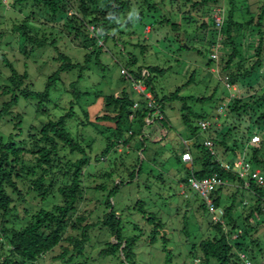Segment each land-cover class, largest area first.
<instances>
[{"label":"trees","instance_id":"16d2710c","mask_svg":"<svg viewBox=\"0 0 264 264\" xmlns=\"http://www.w3.org/2000/svg\"><path fill=\"white\" fill-rule=\"evenodd\" d=\"M2 4L0 0V6ZM19 4L25 6L18 8ZM12 7L20 9L21 18L11 11L14 17L9 22L12 26L10 30L0 27V39L8 33L20 32L32 48L50 45L57 53L53 57L57 67L43 79V87L37 89L28 71L18 70L8 57L2 56L9 74L1 85V93L8 98L1 104L0 119L10 115L14 131L8 136L0 134V264H38L48 255L59 264H88L93 259L86 248L95 229L114 239L105 242L99 252L100 258L136 264L139 236L125 233L122 214L112 199L122 185L132 182L136 172L138 175L142 172L144 158L138 157L128 182L121 179L109 187L104 183L93 185L92 190L106 191V196L104 202L99 200L94 204L96 209H103V215L90 221L93 209L85 208L91 201L88 195L90 177L95 174L111 176L112 173L89 172L88 150L92 151L93 146L90 141L72 134L69 121L78 114L75 111L78 104L83 118L79 119L78 114L77 124L88 127L94 122L114 123L106 127L110 136L102 151L103 160L111 151L117 152L118 148L130 145L133 139L138 140L140 147L137 149L143 150L148 138L142 126L158 121L166 127L165 102L179 97V91L193 81L195 73L193 71L189 80L174 92L160 97L153 81L169 68L141 65L130 49L131 46L138 48L144 56L154 41L175 54L178 63L184 56L179 52L186 50L204 57L206 69L214 67L227 88L237 85L241 90L240 94L229 96L220 128L215 126V119L202 130L199 122L208 121V117L185 105L186 98H182V123L188 138L194 139L190 145L194 151L188 147L193 157L192 165H184L186 172L179 180L187 185L191 175L203 178L217 173L233 183L222 185L212 193L215 206L223 208L221 220L212 219L202 199L201 206L210 213L208 229H213V233L194 244L193 249L197 246L200 255L193 261L195 264H244V258L254 263L260 261L264 255L260 233L264 226V184L242 177L232 169H237L235 162L243 161L249 176L255 169L264 174V0H14ZM216 14L221 16L220 22L216 21ZM43 25L51 31L43 30ZM146 25L152 30L147 39L140 36L141 31L140 35L136 31L139 26ZM127 30L132 37L137 35L136 43L123 40ZM200 32L204 35L200 36ZM60 36L69 38L85 51L83 60H76L56 47ZM109 38L120 45L121 53L129 56L124 67L134 79L147 85V90L153 94L152 105L147 103L150 99L132 87L130 90L123 88L117 94L93 89L87 83L89 87L78 85L84 72L93 69V64L98 68L102 66L100 56ZM214 53L217 58L212 56ZM74 70L78 71L76 79L67 85L63 76ZM60 83L65 84L63 91L72 95L69 107L54 119L40 121L38 126L31 122L27 134L23 135L24 113L15 110L19 101H36V113L45 112L52 101V91L59 90ZM213 95L197 100L212 99ZM98 99H102L104 112L92 121L89 107ZM89 100L85 108L83 103ZM224 100L218 102L215 117L221 116L219 106ZM136 102L139 107L134 112ZM148 116L152 119L150 122L146 120ZM136 121L139 126L135 125ZM200 132L205 136L203 140H199ZM254 136L259 137L258 142H252ZM208 138L213 142L211 147L205 144ZM186 149L183 140L180 153L176 154L179 165L184 162L182 154ZM95 158L97 161V156ZM226 163L230 169L222 165ZM35 202L38 205L35 206ZM142 202H136L133 211L142 212L153 224L149 234L151 243L160 238L168 252V239L165 232L160 231L164 229L162 222L156 217L145 216ZM133 225L138 226L135 222ZM55 252L57 254L53 255ZM169 255L168 262L171 261Z\"/></svg>","mask_w":264,"mask_h":264},{"label":"rangeland","instance_id":"374dc122","mask_svg":"<svg viewBox=\"0 0 264 264\" xmlns=\"http://www.w3.org/2000/svg\"><path fill=\"white\" fill-rule=\"evenodd\" d=\"M13 2L14 0H7V3L3 2L0 6V27L7 30H10L12 26V23L9 22L12 17L17 16V18H21L20 9H14L12 7ZM22 6L25 5L19 4L17 7L21 8ZM13 10L15 11L14 16L12 14ZM24 15L25 12H23L22 16ZM139 28L136 30L137 34L140 35L142 32L140 36L147 39L152 31L150 25H146L145 27L139 26ZM42 29L47 32L51 31V28L46 25H43ZM189 32L190 35L193 34L192 31ZM199 35L202 36L204 33L200 32ZM123 40H131V44H134L138 38L136 34L132 37L130 31L127 30L123 35ZM0 41L1 107V104L7 101L8 98V95L5 96L1 93V85L9 74V69L4 66L3 54L9 58V61L18 70L28 71L30 79L36 88L41 89L44 83L43 79H46L47 75L57 67V62L53 60L54 55L57 53H55V48H52L50 45L43 48H32V46L25 43L26 41L20 32L8 33ZM150 44L151 47L146 50L144 56L140 54L138 48H132L131 46L130 49L132 53L137 55L138 63L141 65L154 64L163 68H169L163 74H158L153 81L155 90L160 97L169 95L177 87L185 84L193 71H195L194 79L190 84L182 87L179 91V97L165 102V113L168 116L166 125L169 129L167 126L163 127L158 121L153 124H145L142 128L143 133L148 138V143L143 150L137 149L140 145L138 144V140L133 139L130 141V145L118 148L117 152L111 151L104 160L102 159V151L106 145L107 136H110V130H107L106 127L114 126V123L104 121L99 123L94 122L93 125L83 127L77 124L78 114L80 116L79 119H82L83 115L78 108L79 105H75V111L78 114L73 120L69 121L70 131L74 136L79 137V139L83 138L86 142L90 141L89 143L93 146L92 151L88 150V155L91 158V162L88 165L89 172L99 173V171H102L104 173H112L111 176L95 174L93 177H90L89 184H87L89 189L88 195H90L91 201H89L85 208L87 210L93 209L90 221L96 220L98 215L102 216L103 209H96L94 204L98 203L99 200L101 203L104 202L106 191L95 188L92 190L93 185L104 183L109 187L115 185L121 179L128 182L132 179L129 174L133 171L138 157L140 159L144 158L142 172L139 175L136 172L132 182L122 185L119 191L113 195L112 199L118 212L122 214L125 233L139 236L138 247H136V264H195L193 260L196 256L200 255V251L197 246L193 249L194 244H198L206 235L212 234L213 229H208V224L211 220L210 213L206 208L201 206L203 203L202 198L188 186H186L187 196L182 193V182L179 178L186 172L184 165L187 164L183 162L182 165H179L176 162V154L180 153L179 149L183 140L189 139L188 131L182 123L181 118L180 109L182 101L186 98L185 105L197 112L205 113L208 121H211V123L216 119L215 126L220 128L223 125L221 117L226 116V110L223 108L221 116L215 117L218 102L222 98H225V100L229 99L230 95L235 96L240 94L241 90L237 85L227 88L225 82H223L224 80L222 81V78L217 74V70L214 67L206 69L204 57L186 50L179 52L184 55L182 58L186 61L182 62L183 59H180V63H178L176 60L177 56L175 54L172 55L160 43L154 41ZM104 46L105 51L100 56L102 66L98 68L93 64V69L84 72L78 85L81 88H85L89 84L93 89H103L106 93L115 92L119 94L123 88L130 90L131 82L122 72V69L126 68L124 66H126L129 56L121 53L120 45L114 44L111 38L105 41ZM56 47L76 60H83L85 51L74 45L69 38L62 39L61 36L58 37ZM143 72L145 73V70ZM87 73L91 76L87 75ZM77 74L78 71L74 70L70 74L64 75V82L68 85L69 82L76 79ZM87 77L86 82L85 78ZM64 88L65 84L60 83L59 90L52 91V101L47 105V111L45 112L40 111L36 113V101L25 99L19 101L15 110H20L24 113L23 125L21 127L23 135L27 134V126L31 122L38 126L40 121H45L48 118L54 119L69 107L72 95L70 92H64ZM212 94H214L212 99L197 100L198 97H207ZM89 103L90 100L88 102L84 101L85 108ZM89 112L90 120L92 121L95 120L97 115H101L104 112L102 99H98V102L90 106ZM134 123H136V126H139L137 121ZM167 129L170 131V134H168ZM12 131L14 130L11 116L6 115L0 119V134L8 136ZM202 133L199 135V140H203L205 137ZM190 139L194 140L193 138ZM188 145L190 146L192 143L189 141ZM190 148L193 152V146ZM96 156L98 158L97 161ZM246 197L250 199L251 195L246 194ZM139 200L143 201L145 216L156 217L155 219L162 222L164 229L160 231L165 232L168 239V252L164 250L163 241L160 238L153 244L151 243L149 234L153 224L142 216V212L135 209L133 211V206ZM34 205L38 204L35 202ZM22 212H20L21 215H23ZM259 220L261 221V218ZM133 222L137 223L138 226L133 225ZM260 233L262 235L261 240L264 241V226ZM108 240L114 241L110 234L101 233L98 229L92 231V240L88 243L89 245L86 250L94 261L90 260L88 264H120L117 259L99 257L100 250L105 247V242ZM58 250L59 248L57 252ZM57 252L53 253V255H56ZM168 255L171 257V261L169 262L167 261ZM51 256H45L43 261L38 264H59V261L54 260Z\"/></svg>","mask_w":264,"mask_h":264},{"label":"built area","instance_id":"2783aa9c","mask_svg":"<svg viewBox=\"0 0 264 264\" xmlns=\"http://www.w3.org/2000/svg\"><path fill=\"white\" fill-rule=\"evenodd\" d=\"M215 19L217 22L221 21V16L219 14L215 15ZM214 58H217L216 53L212 55ZM123 74L127 79L131 81V84L138 93H142L146 95L147 98H149V103L148 105H152V95L147 92V85L144 83V81L139 80V79H134L133 76L130 74V72L126 69H122ZM139 107L138 103H134L133 105V111L135 112L137 108ZM134 114V113H133ZM200 127L202 130H205L209 124V121L207 120H200L199 122ZM253 142H258L259 137L254 136L252 138ZM205 144L208 146H212L213 142L208 138L205 140ZM182 159L185 162L191 163L192 162V155L189 150L183 153ZM226 169H230L229 164H222ZM235 167L237 169H232L234 171H237L242 177L245 178H253L258 182L260 185L264 184V174L260 171V169H255L254 172L251 173V176H249V169L246 166V164L243 163V161H237L235 162ZM247 181V180H246ZM246 185L247 182H245ZM222 185H233V183L229 180V178H222L219 176L217 173H213L212 175L205 176L203 178H197L194 175H191L188 178V186L190 189L194 190L197 192L203 201L206 204L207 209L211 212L212 214V219L215 221L221 220L220 217L223 214V208L222 207H217L214 204L213 198H212V193L215 192L220 186ZM184 186V185H183ZM182 193H186L185 189L182 190ZM186 195V194H185ZM244 258V256H243ZM244 264H264V255L258 261L257 263H254L252 260L249 258H244Z\"/></svg>","mask_w":264,"mask_h":264},{"label":"clouds","instance_id":"9594fccd","mask_svg":"<svg viewBox=\"0 0 264 264\" xmlns=\"http://www.w3.org/2000/svg\"><path fill=\"white\" fill-rule=\"evenodd\" d=\"M3 2L4 3H7V0H3ZM131 82V81H130ZM234 86V85H233ZM131 87H132V89L134 90V88H133V86H132V84H131ZM231 86H229V88H230ZM136 91V90H135ZM137 92V91H136ZM147 92L148 93H150L151 95H152V98H153V94L150 92V91H148L147 90ZM138 93V92H137ZM138 94H140V95H144V94H142V93H138ZM145 97H146V95H144ZM230 96H233V95H230ZM147 98V97H146ZM149 99V98H148ZM228 100L229 99H226V100H224L223 102H222V104L219 106V110L221 111V110H223V108H225V106L227 105V103H228ZM147 103H149V101L147 102ZM156 112H158V111H156ZM146 120L147 121H151L152 119L148 116V117H146ZM189 141L192 143V139H187V140H185L184 142H185V144L187 145V149H186V151L187 150H189L190 151V149L188 148V147H190L188 144H189ZM253 142V141H252ZM185 151V152H186ZM184 153V152H183ZM190 153H191V151H190ZM191 155H192V153H191ZM182 157H183V154H182ZM193 158V157H192ZM184 161V160H183ZM192 161H193V159H192ZM185 162V161H184ZM187 163V165L188 166H191L192 165V162L191 163H188V162H186ZM183 183H181V187H182V190L183 189H185V191H186V185H184ZM184 194V193H183ZM186 195L185 196H187V193H185ZM261 259V258H260ZM198 260V259H197Z\"/></svg>","mask_w":264,"mask_h":264}]
</instances>
